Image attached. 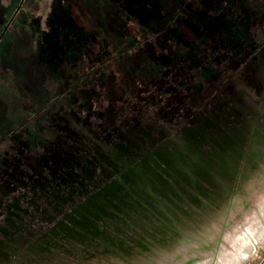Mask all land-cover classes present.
Returning a JSON list of instances; mask_svg holds the SVG:
<instances>
[{
  "label": "flooded vegetation",
  "instance_id": "obj_1",
  "mask_svg": "<svg viewBox=\"0 0 264 264\" xmlns=\"http://www.w3.org/2000/svg\"><path fill=\"white\" fill-rule=\"evenodd\" d=\"M80 9L45 39L55 43L50 64L38 60L42 51L36 65L13 70L0 95V258L21 241L91 230L99 219L84 209L99 213L92 203L108 197L102 188L119 173L142 169L153 179L149 164L159 191L180 197L190 178L216 182L224 163L232 175L226 156L247 157L252 138L263 141L264 0L83 1ZM168 152L175 156L164 165L158 157Z\"/></svg>",
  "mask_w": 264,
  "mask_h": 264
},
{
  "label": "rangeland",
  "instance_id": "obj_2",
  "mask_svg": "<svg viewBox=\"0 0 264 264\" xmlns=\"http://www.w3.org/2000/svg\"><path fill=\"white\" fill-rule=\"evenodd\" d=\"M83 1L115 0H0V95L13 70L36 65L42 51L38 60L50 64L55 43L45 39L58 34L57 21L66 11L77 16ZM262 137L252 138L247 157L240 150L226 156L235 161L230 176L224 163L216 182L198 177L199 182L190 178L183 184L188 194L150 192L149 204L120 205V211L102 214L95 227L82 229L79 236L59 234L31 243L18 238L22 245L2 256L0 264H198L211 259L217 245L245 229L264 198V130ZM261 209L263 222L253 220L215 264H264V201Z\"/></svg>",
  "mask_w": 264,
  "mask_h": 264
},
{
  "label": "water",
  "instance_id": "obj_3",
  "mask_svg": "<svg viewBox=\"0 0 264 264\" xmlns=\"http://www.w3.org/2000/svg\"><path fill=\"white\" fill-rule=\"evenodd\" d=\"M168 155L175 156V153L168 152L167 155L158 157L159 161L164 165H167L169 162L173 161V158H170ZM153 163L158 169L163 170L165 174H167V171H165L166 169L162 168L159 163H157L155 160H153ZM146 167V171L153 177V179L145 174L142 169H137V174H134L133 171H130L129 173L133 178H129L128 174L125 173L126 171L123 173H119L117 178H114V180L110 183L109 188H102L104 191L103 193L108 197L103 196V201L92 203L93 206L98 209L100 214L95 212L92 213L88 208L84 209L86 213L90 214L94 218L102 219V214L110 215L115 211H120V205L131 204V202L133 201L149 204L147 198L152 196L150 192L155 191L158 193L159 191L158 185L154 182L155 180L157 183H159V176L155 169L150 167L149 164H147ZM106 207H111L114 210H107ZM76 213L80 219V223H83V225H85L86 227L92 225V223L89 221V217L86 214L82 213L81 211H77ZM73 218L74 217L71 218V223H73Z\"/></svg>",
  "mask_w": 264,
  "mask_h": 264
},
{
  "label": "bare ground",
  "instance_id": "obj_4",
  "mask_svg": "<svg viewBox=\"0 0 264 264\" xmlns=\"http://www.w3.org/2000/svg\"><path fill=\"white\" fill-rule=\"evenodd\" d=\"M264 201V200H263ZM263 201L259 204V206H258V211L256 212V214L253 216V217H251L250 219H249V221H247L248 223L246 224V226H245V229L244 230H241L242 232L241 233H238V234H236V235H234V236H231L230 238H229V240H228V244H226L227 246H225V247H221L220 249L218 248V250H216L215 251V255H213L212 256V259H211V261H210V264H215V262H216V260L219 262L220 261V257L223 255V253L225 252V251H227V250H231V242L234 240V239H236L239 235H241L243 232H246V228L249 226V225H251V222L253 221V220H259V221H261V222H263V218H262V215H261V212H262V209H261V204L263 203ZM263 215H264V209H263V213H262ZM259 225V224H258ZM257 225V223H256V225H254V226H258ZM255 231V230H254ZM253 231V232H254ZM252 232V233H253ZM239 242H241V240L239 241ZM234 243H236V244H234V246H237L238 244H240V243H238V242H234ZM219 255V256H218ZM218 258V259H217ZM208 264V263H207Z\"/></svg>",
  "mask_w": 264,
  "mask_h": 264
},
{
  "label": "crops",
  "instance_id": "obj_5",
  "mask_svg": "<svg viewBox=\"0 0 264 264\" xmlns=\"http://www.w3.org/2000/svg\"><path fill=\"white\" fill-rule=\"evenodd\" d=\"M40 73V72H39ZM45 75H46V72H42V73H40L39 74V77H38V82L39 81H42V80H45L44 78H45Z\"/></svg>",
  "mask_w": 264,
  "mask_h": 264
}]
</instances>
